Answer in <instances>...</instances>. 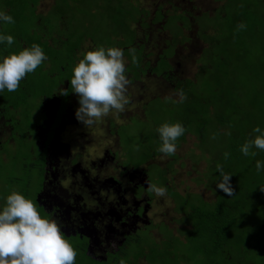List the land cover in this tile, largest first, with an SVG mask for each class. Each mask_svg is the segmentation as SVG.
Instances as JSON below:
<instances>
[{
  "label": "rangeland",
  "instance_id": "374dc122",
  "mask_svg": "<svg viewBox=\"0 0 264 264\" xmlns=\"http://www.w3.org/2000/svg\"><path fill=\"white\" fill-rule=\"evenodd\" d=\"M138 1L0 0V9L15 19L14 24L2 25V31L13 35L16 41L11 47L0 45V55L21 51L18 38L27 36L25 40L28 47L33 43L39 44L48 57L46 62L34 73L27 74L20 83V86L31 88L32 93L25 88L24 91L5 90L0 93V197L17 190L38 204L36 197L43 187L45 173V154L39 148L40 137L35 130L44 115L41 116L38 106L33 109L38 94L46 93L49 98L55 96L61 101V109H66L68 94H59L57 84L60 80L71 79V70L82 58V54L97 46L120 47L131 63L127 67V75L131 81L141 79L140 75L146 79V73L150 71L153 75L148 76V83L159 80L161 87L160 96H156L155 90L154 96L150 91L147 93L151 97L146 98L148 102L140 109V113L147 119L133 117L127 124L116 129L121 154L110 150L115 166L130 169L139 167L136 163L151 162L153 164L147 166L144 176L148 177L149 183L165 186L169 180L166 177L169 169L165 171L156 165L158 163L161 166L165 161L157 151L161 142L156 144L144 136L165 122H181L187 129L184 136L196 139L195 144L202 153L200 157V152L194 148L189 150L193 145L191 142H194L192 140L177 152L176 158L173 155L165 156L167 162L171 158L177 160V175L174 186H171L179 190H183L185 186L193 191L199 188L201 190L198 194H188L184 199H179L168 188L167 195L174 197L173 206L172 201L166 199L154 211L166 214L168 219L164 222L168 226L173 216L178 220L177 228L172 230L164 224L159 226L156 222L154 226H157V233L155 227L151 229L153 224L144 226L137 233L125 236L127 244L120 245L114 252L105 255L106 260L89 256V249L86 251V241L83 238L67 236L78 253L76 264H119L121 258L127 264H138L141 259L150 261L151 256L163 257L174 251L178 256L168 257L167 264H177L178 260V264H264V209L259 206V199L264 194L260 190L264 188L261 186L264 173H258L255 167L264 151L257 150L255 157L247 156L240 161L229 162V159L225 160L223 157V153L229 150L235 157V146L239 147L253 138L255 134L252 129L257 125L264 128V96L259 97L257 106L245 115L240 114L241 106L247 102L242 98L239 100L240 113L230 114L231 110L227 107L220 116L217 107L218 116L199 117L189 111L192 109L189 100L172 103L170 99H166H178L176 93L179 89L199 96L205 88H213L215 91L209 101L217 106V103L222 102V93L236 86L264 95L256 79L260 70H264V10L257 8L256 0H191L190 6L186 7L181 0ZM155 5H163V15L166 18L164 22L167 23L152 26L151 31H148L150 26L147 19H152L151 13ZM193 5L200 7L203 16L196 13L199 9L188 11L190 16H195L199 30L195 29L191 34V21L188 24L186 18L183 27L179 26L178 21L184 16L180 17L178 14ZM237 14L255 26L252 31H241L238 40H232L231 19ZM161 16L162 13H157L153 19L159 21ZM150 32V39L144 43ZM142 36L145 39L136 46L137 38ZM129 49L135 50V62ZM152 49L157 53L151 51V56L144 55ZM141 54L146 60L142 71L137 68V57ZM168 62H172V73ZM137 71L141 72L140 75L135 74ZM222 75L231 78L232 82L216 83L215 78ZM148 83L145 82L146 85ZM71 92L72 89L68 90V93ZM200 107L201 105L196 109L201 111ZM2 118L4 121H1ZM47 120L41 125H45ZM134 121L142 126H131ZM229 131L231 135H226ZM156 134L159 138L157 131ZM243 135L247 136L245 141L242 140ZM213 136L216 138L213 139ZM153 138L155 140V132ZM136 145H140L139 150H136ZM241 156L244 155L241 153ZM94 157L96 155L91 158ZM217 165H222L224 172L232 175L233 197L216 189V184L221 179L220 173L217 174ZM202 177L206 182H202ZM146 194L151 197L148 191ZM2 203L3 200L0 199V204ZM39 211L45 216L40 208ZM223 213L225 219L222 217ZM159 219L160 217H155L156 221ZM181 225H185V228L181 229ZM150 230L156 237L160 234L165 239L162 249L156 246L159 251L157 253L153 248L154 241L149 238ZM168 238L174 243L171 250H166L170 248ZM99 249L101 254L105 251L103 247Z\"/></svg>",
  "mask_w": 264,
  "mask_h": 264
},
{
  "label": "flooded vegetation",
  "instance_id": "af4514ba",
  "mask_svg": "<svg viewBox=\"0 0 264 264\" xmlns=\"http://www.w3.org/2000/svg\"><path fill=\"white\" fill-rule=\"evenodd\" d=\"M181 1L185 3V7L186 5L190 6L192 2L191 0ZM139 2L140 0L138 3ZM157 6L158 5H155V9L153 13H151L152 19L149 17L147 19L149 20L150 26L148 27V31H151L152 26L160 23L166 25L167 23V21L164 22L166 18L163 15V5ZM194 9H199V12L196 13L201 15L202 11L197 5H193L190 9L186 8L185 11L178 14L180 17L184 16L179 19V26L183 27L186 18L188 24H190L191 21V26H189V32L192 30V32H190L191 34L194 33L195 29L199 31L195 16H190L188 12L189 10L194 11ZM157 13H162L159 21L154 20ZM166 27H168V24ZM0 31H2L1 26ZM186 32L188 33V31ZM151 34L152 32L149 33L146 39L143 36L137 38L136 46L143 42V38L145 39L144 43H146L148 38L150 39ZM26 37L27 36L18 38L19 43H21L20 50L28 47L25 40ZM151 51L155 52V49L143 53L144 55L148 54V56H151ZM137 59V68L142 71L143 62L146 60L143 54L139 55ZM126 60L128 67L131 63L129 59L126 58ZM168 63L171 64L170 73H172L174 70L172 62ZM140 73L137 71L135 74L140 75ZM146 74H148V76L153 75L150 71ZM148 76L144 79L142 75H140L141 79L138 78L131 81L128 87V95L132 103L127 107L125 112L120 114L119 121L109 116L105 119L103 124L94 128H85L75 119V111L79 107V104L78 97L73 92L67 95L68 101L66 103V109H61V101L57 100L55 96L49 98L46 93H43V95L38 94L36 105L33 108L37 109L38 106L41 110V116H47L46 118L43 116L40 124L36 125L35 128L38 137H40L41 144H39V148L41 150L43 149L45 154L43 187L36 197L38 198L39 208L45 216L53 214L63 221L64 228L62 230L65 232L66 236L83 238L86 241V251L89 249V256L97 260H106L105 255L114 252L118 246L120 247V245L127 244L125 236L137 233L139 229H144V226L153 224L151 229L155 227L157 233H159L157 226H154L156 222L159 226L164 224L172 230L177 228L178 220L174 219L171 210L170 214L172 218H170L169 226L164 222V220L168 219L166 214L160 211H158L160 213L157 214V212L154 211L158 210V208L161 207H158V205L164 203L166 199H170L172 201L171 206H173L174 197L167 195L163 198H157L150 192L148 193L151 194V197L146 194L149 181L148 177L144 176L145 170L149 164L153 163H136L139 167L126 169L115 166V159L110 156V150L116 154H121V143L116 129L127 124L133 117L147 119L143 113H140V109L148 102L146 98L151 97L147 95V93L150 91L151 95L154 96L155 90L156 96H160L161 82L158 80L157 82L151 81L148 83ZM69 81V79L59 81L57 84V92L59 94H61L60 89H72ZM146 81L148 83L147 85L145 84ZM185 81L187 80L185 79ZM23 88H25V90H30V93H32L31 88L29 89L24 86H20L19 90L24 91ZM172 90L175 92L173 84ZM54 99L55 101H53ZM175 100L178 99H176V97L170 99L172 103H174L173 101ZM1 111L2 110H0V115L2 113ZM46 119L48 120L45 125H41ZM1 121H4V118H2ZM133 124L142 126L137 121L131 123V126ZM1 125L2 122H0V133L2 129ZM42 127H45V129ZM154 132L156 141L153 138ZM33 134L34 133H32V136ZM156 136V130H153L144 137L151 139L152 142L157 144L160 143V140ZM191 137L192 136H188L184 144L181 143L178 145L177 151L173 155L174 158H176L177 152L192 140H194V142H191L193 145L189 150L194 148L195 151L200 152L199 156L201 157L202 151L201 149L199 150L198 145L195 144L196 139H192ZM93 155H96V157L91 158ZM159 156L164 158L165 161L161 166L158 163H156V165L165 171L169 169V173L167 172L166 174L169 180L165 183V186L173 190V195H176L175 197L184 199L188 194L199 193L198 191L201 190L200 188L193 191L189 186H185L183 190L172 187L174 186L173 183H175L177 175V160L171 158L170 162H167L162 153L159 154ZM89 159L91 160L89 161ZM89 164H91L93 169H96L97 174L94 177L90 175L91 169L89 168ZM120 169L121 171H119ZM68 175L73 178V183L71 185L72 189L70 191L60 186V179ZM117 176H120V179H117ZM201 179L202 182H206L203 177ZM104 191H108L109 195H111V191H114L117 195V200L109 203L108 199L103 194ZM92 201H97L98 203L90 210L89 205H91ZM156 216L160 217L159 221L155 220ZM181 216L182 214L180 217ZM185 225H181L180 228H185ZM189 228L191 227L189 226ZM149 235V238H152L154 241L153 247L158 246L162 249L165 239L160 234L156 237L151 230L149 231ZM167 240L170 245L169 250H171L174 243L170 238ZM99 247L105 249L102 254L98 252L101 251ZM171 256L172 258H174V256L176 258L178 255L174 251L171 253ZM142 261H144L143 263L145 264H152L147 259H141L138 264H141Z\"/></svg>",
  "mask_w": 264,
  "mask_h": 264
},
{
  "label": "clouds",
  "instance_id": "9594fccd",
  "mask_svg": "<svg viewBox=\"0 0 264 264\" xmlns=\"http://www.w3.org/2000/svg\"><path fill=\"white\" fill-rule=\"evenodd\" d=\"M14 23V17L0 9V26ZM245 27L241 23L237 25V30ZM14 43L16 41L13 35L0 31V45L11 47ZM129 53L135 62V50L129 49ZM47 59L43 48L36 43L18 53L0 55V93L5 90L17 91L27 74L34 73ZM69 83L72 92L78 97L79 107L75 111V119L85 128L97 127L109 116L119 121L120 114L132 103L128 95L131 80L127 75V60L124 49L120 47L97 46L84 52L72 69ZM60 92L63 95L68 94V90L60 89ZM176 96L178 100L173 101L174 103H183L187 99L182 89ZM156 131L161 142L157 151L164 156H172L177 151V141L185 135L187 129L181 122H165ZM252 133L255 134L253 138L240 146V152L246 157H255L257 150L264 151V128L257 125ZM226 135H231V131ZM139 147L140 145H136V150ZM223 157L227 160L230 153L224 152ZM255 167L258 173H264V160H257ZM89 168L90 175L94 177L97 174L96 169L91 164ZM217 170L221 179L216 184V189L228 197H233L232 175L224 172L222 165H217ZM72 183L73 178L70 175L60 179V186L65 190L70 191ZM260 190L264 192V188ZM146 191L157 198H163L166 197L168 188L149 183ZM103 194L109 203L117 200L114 191H111V195L108 191ZM0 199L3 200L0 204V264H76L78 253L62 230V220L53 214L41 215L37 202L17 190H12ZM97 203L92 201L90 210ZM119 264H127V261L121 258Z\"/></svg>",
  "mask_w": 264,
  "mask_h": 264
},
{
  "label": "trees",
  "instance_id": "16d2710c",
  "mask_svg": "<svg viewBox=\"0 0 264 264\" xmlns=\"http://www.w3.org/2000/svg\"><path fill=\"white\" fill-rule=\"evenodd\" d=\"M256 1L258 3L257 8L264 10V8L262 7L264 5L263 4L264 0H256ZM231 20H232V31L230 32V39H232V40H238V35H240L241 31H243V30L252 31L253 27L255 26L254 23L252 24L250 21H248L246 19L244 21V17L240 14H237V16L233 17ZM241 23L245 24L246 27L244 29L237 30V25H239ZM262 72L264 73L263 69L260 70V72L256 76L257 77L256 79L260 85L261 90L264 92V75L262 76ZM218 81H219V83L226 81L229 84L232 82L231 78L228 79L227 77H225V75L220 76V78L216 77L215 82L218 83ZM232 88H229V90H227L226 92H223V91H222L223 93L221 92L222 93L221 96L223 97L221 100L222 102L217 103V106L209 101L210 96L215 91V89H213V88H205L203 93L200 94L199 96L196 95L195 93H191V92L187 93L185 91L184 93L186 94L187 99L184 100V102L188 101V100H189V102H191L192 105H190V107H192V109H190L189 111L193 115H196L197 117H199L200 115L218 116V111L220 112V116H222L225 113L227 107L231 110L230 114L233 112L240 113L241 104H239V102H240L239 100L244 98L247 100V102H245V104H243V106H241L242 111L240 114L245 115V114H248L250 112V110L252 111L254 109V107L257 103V99L259 97L264 96L262 93L257 92V91H250L248 89H247V91H245V88H243V87L236 86V88H233V90H232ZM179 90H181V89H179ZM199 105H201V107H200L201 111H198L196 109ZM187 107H189V106H187ZM217 107H218V111H217ZM241 137H242V140L245 141L247 136L243 135ZM178 141L179 142H177V144L180 145L181 143L184 144L187 141V139L184 136L183 139H179ZM241 145L242 144H240V146ZM240 146L239 147L235 146L236 147V150L234 153L235 157H233V153L229 150V153H230V157L228 158L229 162L240 161V160H243L244 157H246V156H243V157L241 156ZM237 149H238V151H237ZM248 159L250 160V158H248ZM259 160H264V155ZM217 174H219L218 170H217ZM261 186H264V182L261 183ZM259 200H261L259 202L260 209H264V194L262 195V199L260 198ZM222 217H224V219H225L224 213L222 214ZM226 223H228V222H226ZM153 248L155 249L156 253L159 252L157 250L156 246H154ZM166 250H169V249H166ZM223 256L226 260L228 259V257H226L225 255H223ZM168 257L172 258L171 253H169L167 256H163V257L151 256L149 258L150 259L149 262L152 264H167L166 261H167ZM174 258H175V256H174ZM178 261H177V264H178Z\"/></svg>",
  "mask_w": 264,
  "mask_h": 264
},
{
  "label": "bare ground",
  "instance_id": "6f19581e",
  "mask_svg": "<svg viewBox=\"0 0 264 264\" xmlns=\"http://www.w3.org/2000/svg\"><path fill=\"white\" fill-rule=\"evenodd\" d=\"M19 2V1H18ZM13 12H15V11H13ZM16 14V13H15ZM8 143V142H7Z\"/></svg>",
  "mask_w": 264,
  "mask_h": 264
},
{
  "label": "crops",
  "instance_id": "0c3cea01",
  "mask_svg": "<svg viewBox=\"0 0 264 264\" xmlns=\"http://www.w3.org/2000/svg\"><path fill=\"white\" fill-rule=\"evenodd\" d=\"M142 262H144V261H142Z\"/></svg>",
  "mask_w": 264,
  "mask_h": 264
}]
</instances>
